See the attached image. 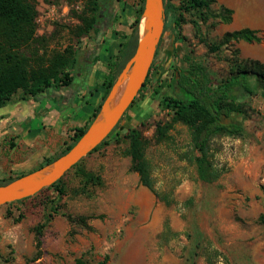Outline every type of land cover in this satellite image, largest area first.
I'll list each match as a JSON object with an SVG mask.
<instances>
[{
  "label": "rangeland",
  "instance_id": "rangeland-1",
  "mask_svg": "<svg viewBox=\"0 0 264 264\" xmlns=\"http://www.w3.org/2000/svg\"><path fill=\"white\" fill-rule=\"evenodd\" d=\"M86 1L35 0V34L44 38L38 55L44 61L67 47L80 52L85 42L93 44L88 37L74 35ZM143 1L113 0L112 23L130 32ZM181 1L165 3L178 7ZM225 9L232 12L228 24L209 18L196 28L194 16L183 13L179 17L183 22L175 30L172 17L165 18L167 29L152 61L149 83L134 98L116 135L80 164L100 176L102 186L89 185L81 192V178L70 171L62 178L61 196L46 190L21 204L0 206V264H71L80 257L86 264L104 257L106 264H264V225L258 221L264 215V80L258 83L254 75H247L254 94L236 91L233 96L243 114L221 118L222 124H238L243 131L240 136L211 139L209 155L220 176L210 184L197 179L190 130L173 122L172 113L160 104L161 95L177 92L173 87L176 69L199 64L217 84L238 66L250 69L246 61L264 65V0H215L211 5L214 15ZM243 28L256 31L259 40L209 50L226 32ZM30 100L18 91L0 107V181L39 169L70 142V137L58 135L47 158L37 161L30 171L20 172L31 149L18 140L15 116L21 112L16 106ZM134 125L145 139V158L158 196L129 171L124 151L127 128ZM158 127L164 130L162 136L157 134ZM45 213L51 218L37 250L34 229Z\"/></svg>",
  "mask_w": 264,
  "mask_h": 264
},
{
  "label": "trees",
  "instance_id": "trees-1",
  "mask_svg": "<svg viewBox=\"0 0 264 264\" xmlns=\"http://www.w3.org/2000/svg\"><path fill=\"white\" fill-rule=\"evenodd\" d=\"M163 1L165 18L169 15L172 17L170 22L171 28L175 30L179 29L183 22L179 19L183 13H189L194 16L197 21H193L192 24L196 28L198 22L206 23L209 18H216L223 24H228L231 21L232 12L230 10L225 9L214 15L211 11V5L215 0H182L178 7L166 4L165 0ZM101 7L102 0L86 1L83 11L78 15L80 25L75 27L74 35L76 37H92L96 26L100 22ZM141 13L142 5L135 11L133 22L130 25V36L125 43L120 45L118 54L107 63L111 74L107 83L104 84L100 102L92 113L88 123L82 128L75 129L70 137V142L65 145L59 155L53 159L44 160V163L38 168L51 163L59 156L65 154L83 135L97 116L101 104L109 93L116 76L134 53L138 39ZM176 13L177 17L175 16ZM35 18V0H0V107L18 91H21L25 96L35 98L49 88L68 87L72 81V72L77 66L79 51L75 48L67 47L61 53L52 54L44 61V58L38 55L39 49L43 47L44 38L38 37L35 34ZM166 29L167 24L165 20L164 30L155 56L158 53V48ZM258 40L256 31L243 28L226 32L217 43L209 45V50L212 52L218 51L222 46H227L232 42L252 43ZM246 63L250 66V69L247 70L238 66L233 75L231 74L228 78L217 84L211 81L203 67L199 64L192 63L185 68L176 69L177 76L173 80V87L177 89V92L174 91L171 96L161 95L160 104L172 113V121L184 124L191 132L193 152L197 154L193 158V163L197 179L202 183H213L220 176L219 170L213 165L209 155L211 139L217 135L240 136L243 131L238 124L230 123L225 125L221 123L222 117L229 118L232 113L243 114L241 104L237 103L233 97L234 93L238 91L242 95L254 94L247 84L246 77L249 74L254 75L258 83L264 80L263 64L258 61H246ZM152 67L153 63L135 99L143 93L149 83ZM152 92L159 94V91L155 89H152ZM262 96L264 98V90L262 91ZM135 99L128 109L132 107ZM121 119L109 135L86 156L98 151L102 146L107 144L109 138L116 135V130L119 128ZM163 131L158 127L157 134L162 136ZM126 138L128 139V147L125 149L124 155L129 157V171L137 175L141 186L158 196L154 189L149 163L145 158V139L136 129L135 125L127 128ZM84 158L73 165L51 186L43 188L31 197L5 205L9 207L21 204L46 190H52L57 196H61L63 194L60 188L62 178L70 171H75L78 174L77 176L81 178V192H86L84 190L89 185L102 186L103 180L100 176L80 168V164ZM16 178L18 176L0 181V185L11 182ZM262 190H264V187H262ZM53 213H55L54 210ZM66 217L68 221L71 219L69 215ZM50 218L51 215L45 213L43 215V222L38 224L34 229L35 247L37 250L41 247V236L44 229L48 226ZM258 221L264 225V215H260ZM106 260V257H104L95 264H106ZM71 264L86 263L80 257L75 259Z\"/></svg>",
  "mask_w": 264,
  "mask_h": 264
},
{
  "label": "crops",
  "instance_id": "crops-1",
  "mask_svg": "<svg viewBox=\"0 0 264 264\" xmlns=\"http://www.w3.org/2000/svg\"><path fill=\"white\" fill-rule=\"evenodd\" d=\"M112 1L107 0L109 6L102 2L100 22L89 38L93 44L84 43L70 85L65 88H49L25 106H16L17 111L21 112L15 116L19 120L16 122L18 140L31 149L20 164V172L30 171L37 161L47 158L51 146L59 139L58 135L64 134L69 138L75 129L84 127L99 104L103 93L101 86L110 77L107 62L118 54L120 45L131 34V31H126L127 28L124 30L112 23ZM108 7H111V11ZM113 29L118 33L114 34ZM22 107L28 109H25L24 114Z\"/></svg>",
  "mask_w": 264,
  "mask_h": 264
},
{
  "label": "water",
  "instance_id": "water-1",
  "mask_svg": "<svg viewBox=\"0 0 264 264\" xmlns=\"http://www.w3.org/2000/svg\"><path fill=\"white\" fill-rule=\"evenodd\" d=\"M164 23V1L144 0L134 53L116 77L95 119L65 154L35 171L0 185V206L31 197L51 186L109 135L143 86Z\"/></svg>",
  "mask_w": 264,
  "mask_h": 264
},
{
  "label": "flooded vegetation",
  "instance_id": "flooded-vegetation-1",
  "mask_svg": "<svg viewBox=\"0 0 264 264\" xmlns=\"http://www.w3.org/2000/svg\"><path fill=\"white\" fill-rule=\"evenodd\" d=\"M111 1V0H110ZM109 8V11H111V7H108ZM108 17V16H107Z\"/></svg>",
  "mask_w": 264,
  "mask_h": 264
}]
</instances>
